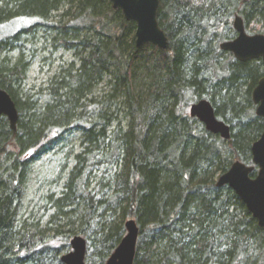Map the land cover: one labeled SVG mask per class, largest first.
<instances>
[{
	"label": "trees",
	"instance_id": "obj_1",
	"mask_svg": "<svg viewBox=\"0 0 264 264\" xmlns=\"http://www.w3.org/2000/svg\"><path fill=\"white\" fill-rule=\"evenodd\" d=\"M236 16L247 33L264 34V0H159L167 49H136V25L109 0H0V89L18 112L15 131L0 116V264H28L44 250L45 232L66 243L81 236L85 264H105L128 220L139 230L133 264H264V229L214 181L235 161L251 166V143L264 132L249 97L260 72L219 48L235 37ZM24 19L32 24L3 35ZM39 30L78 64L23 103L17 88L34 58L27 38ZM107 78L98 100L93 92ZM200 100L229 126L228 141L189 116ZM67 130L81 131L82 149L61 193L46 200L54 213L42 231H16L30 163Z\"/></svg>",
	"mask_w": 264,
	"mask_h": 264
},
{
	"label": "water",
	"instance_id": "obj_2",
	"mask_svg": "<svg viewBox=\"0 0 264 264\" xmlns=\"http://www.w3.org/2000/svg\"><path fill=\"white\" fill-rule=\"evenodd\" d=\"M114 10H120L124 19L136 25L135 48L152 45L160 50L167 49V38L157 23L159 0H109ZM232 28L237 36L234 40L223 42L220 49L230 52L239 62L262 59L264 62V35L249 36L245 33L243 21L234 17ZM252 99L258 104L256 115L264 117V79L252 93ZM188 114L197 119L213 135L222 140L230 139V128L215 117L214 109L207 100H200L189 106ZM0 116L6 117L10 129L15 131L18 112L10 96L0 89ZM252 165L247 166L239 161L231 164L227 172L218 177L216 187L227 186L244 204L246 210L264 229V133L251 147ZM257 169L254 178L250 175ZM125 235L114 249L105 264H133L138 239V227L133 220L124 224ZM71 252L61 257L62 264H85L87 252L86 241L75 236L70 243Z\"/></svg>",
	"mask_w": 264,
	"mask_h": 264
},
{
	"label": "rangeland",
	"instance_id": "obj_3",
	"mask_svg": "<svg viewBox=\"0 0 264 264\" xmlns=\"http://www.w3.org/2000/svg\"><path fill=\"white\" fill-rule=\"evenodd\" d=\"M75 1L77 2V0ZM66 10L64 8V10L54 13L51 20L57 21ZM31 24L32 21L27 19L12 23V25L4 27L3 35L12 34L19 28ZM251 29L255 32L260 30L261 23H255ZM53 37V35H46L39 30L33 39L32 37L27 38L30 45L28 55L33 52L34 58L27 70L24 82L17 88V97L23 103L26 102L28 97H32L40 91L46 92L50 80L57 76L59 72L72 65L77 68L78 63L74 51L67 50L64 47L54 49L52 46ZM16 57V53L8 56L12 62ZM107 82L108 78L94 90V96L98 100L108 91ZM115 118L124 126L125 121L122 112L116 114ZM81 149V131L67 130L52 149L46 150L43 155L30 163L15 221L16 231L33 227L39 228L40 231L44 230L49 217L54 213L53 207L46 200L50 196L56 198L61 193L62 185L72 168V158L75 154H80ZM219 176L215 177V182ZM95 185L96 181L91 180V188ZM57 228L60 229V227ZM54 234V232L44 233V250L31 258L28 264H62L60 262L61 257L71 252L69 243L72 237L66 243L63 238L52 240ZM64 244L66 246L62 248L61 246ZM17 256H23V254L19 255L17 253Z\"/></svg>",
	"mask_w": 264,
	"mask_h": 264
},
{
	"label": "flooded vegetation",
	"instance_id": "obj_4",
	"mask_svg": "<svg viewBox=\"0 0 264 264\" xmlns=\"http://www.w3.org/2000/svg\"><path fill=\"white\" fill-rule=\"evenodd\" d=\"M243 27H244V31H245V33H246L247 35H249V36H253V35H254V34H248V33L246 32V29H245V25H244V23H243ZM233 31H234V30H233ZM234 33H235V37H236L237 34H236L235 31H234ZM255 35H258V34H255ZM260 35H264V34H260ZM235 37H234L233 39L229 40V41L234 40ZM229 41H226V42H229ZM219 48H220V45H219ZM220 50H221V49H220ZM223 52H224V51H223ZM225 53L230 54L236 62H238V63H240V64H246V65L250 66L251 68H254V69H256L257 71L260 72V76L257 77L256 81L254 82L253 86H252L251 89H250L249 97H250L251 106H252L251 108H252V110H253L254 117H255L256 119H259V120H264V117H259V116L256 115V109H257V107H258V104H255V103L253 102V99H252V93H253L254 89L257 87V85L259 84V82H260L262 79H264V62L262 61V59H253V60H247V61H245V62H239V61H237V60L234 58V56H233L232 53H230V52H225ZM263 133H264V132H263ZM263 133H262V134H263ZM262 134H261V135H262ZM261 135H260L259 137L255 138V140L251 143V147H252L253 143H255L256 141H258V140L260 139ZM251 147H250V154H251ZM256 172H257V169L255 170L254 177H255V175H256ZM250 177H251V176H250ZM254 177H251V178H254Z\"/></svg>",
	"mask_w": 264,
	"mask_h": 264
},
{
	"label": "snow or ice",
	"instance_id": "obj_5",
	"mask_svg": "<svg viewBox=\"0 0 264 264\" xmlns=\"http://www.w3.org/2000/svg\"><path fill=\"white\" fill-rule=\"evenodd\" d=\"M201 2V0H193L194 4H199Z\"/></svg>",
	"mask_w": 264,
	"mask_h": 264
}]
</instances>
